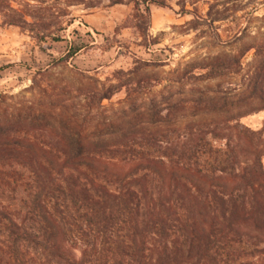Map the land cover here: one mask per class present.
Here are the masks:
<instances>
[{
    "label": "trees",
    "instance_id": "trees-1",
    "mask_svg": "<svg viewBox=\"0 0 264 264\" xmlns=\"http://www.w3.org/2000/svg\"><path fill=\"white\" fill-rule=\"evenodd\" d=\"M104 1L132 3L144 46L154 43L149 6L166 0H0V25L43 38L72 22L70 7ZM261 3L211 0L196 15L214 30L243 16L234 40L249 41L183 69L187 98H134L140 81L147 91L159 83L140 70L162 65L139 60L120 71L134 76L115 118L102 102L121 82L90 92L91 110L0 100V264H264V119L258 130L240 121L264 110V16L251 5ZM79 50L72 44L56 63ZM248 53L240 85L196 87L240 75Z\"/></svg>",
    "mask_w": 264,
    "mask_h": 264
},
{
    "label": "rangeland",
    "instance_id": "rangeland-1",
    "mask_svg": "<svg viewBox=\"0 0 264 264\" xmlns=\"http://www.w3.org/2000/svg\"><path fill=\"white\" fill-rule=\"evenodd\" d=\"M210 1L166 0L167 7L150 5L147 34L154 43L147 47L136 26L141 20L135 16L133 4L129 2L109 5L104 1L94 8L72 6L69 8L72 22L63 23L64 29L55 30L43 38L14 25H0V100L14 108L28 105L26 102L38 107L41 101L44 108L46 104L49 107L64 102L80 110H91L94 104L88 95L90 92L103 85L121 82L124 84L121 89L102 102L107 117L115 118L130 102L125 87L132 84L129 82L134 76L133 73L122 75L120 71L132 70L139 60L162 65L140 70L139 78L149 77L159 83L152 91H147L145 82L140 81L144 93L134 98L139 97V101L146 97L162 100L169 96L173 101L187 98L191 92L190 81L178 80L183 69L216 55L232 54L249 41L246 36L242 41L234 40L235 31L244 24L242 12L238 13L242 17L236 24L218 30L196 18V15L205 16ZM251 5L255 6L253 16H264V3ZM260 23L252 20L251 26ZM251 30L253 33L252 27ZM72 44L80 50L66 64H57ZM251 61V53H248L242 59L245 70L240 75L199 82L196 87L210 92L212 88L238 86L243 82L247 64ZM135 79L133 82H137ZM254 104L261 106L258 102ZM263 119L264 110L259 109L240 121L258 130ZM262 164L264 168V157Z\"/></svg>",
    "mask_w": 264,
    "mask_h": 264
}]
</instances>
